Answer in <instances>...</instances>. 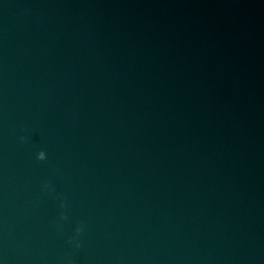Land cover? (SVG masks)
<instances>
[{
	"label": "water",
	"instance_id": "obj_1",
	"mask_svg": "<svg viewBox=\"0 0 264 264\" xmlns=\"http://www.w3.org/2000/svg\"><path fill=\"white\" fill-rule=\"evenodd\" d=\"M0 264H85L1 137Z\"/></svg>",
	"mask_w": 264,
	"mask_h": 264
},
{
	"label": "clouds",
	"instance_id": "obj_2",
	"mask_svg": "<svg viewBox=\"0 0 264 264\" xmlns=\"http://www.w3.org/2000/svg\"><path fill=\"white\" fill-rule=\"evenodd\" d=\"M38 160H45L46 159V153L44 151H39L37 153V157Z\"/></svg>",
	"mask_w": 264,
	"mask_h": 264
}]
</instances>
